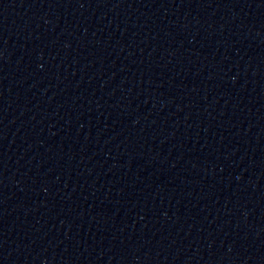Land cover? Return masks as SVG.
<instances>
[{"label": "water", "instance_id": "1", "mask_svg": "<svg viewBox=\"0 0 264 264\" xmlns=\"http://www.w3.org/2000/svg\"><path fill=\"white\" fill-rule=\"evenodd\" d=\"M0 264H264V0H0Z\"/></svg>", "mask_w": 264, "mask_h": 264}]
</instances>
